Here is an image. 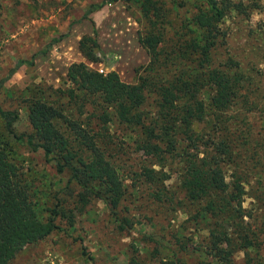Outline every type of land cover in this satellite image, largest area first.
Returning a JSON list of instances; mask_svg holds the SVG:
<instances>
[{
    "label": "trees",
    "instance_id": "obj_1",
    "mask_svg": "<svg viewBox=\"0 0 264 264\" xmlns=\"http://www.w3.org/2000/svg\"><path fill=\"white\" fill-rule=\"evenodd\" d=\"M127 1L139 10L143 29L138 41L148 55L136 82H124L115 70L101 73L86 62H73L65 72L66 86L24 90L32 128L25 137L14 129L17 113L0 107V264H8L24 246L52 233L59 213V198L55 196L53 206L47 205L17 172L7 135L33 151L42 150L58 173H70L69 182L79 188L78 210L95 195L110 209L121 203L125 186L105 151L104 138L110 134L94 132L92 117L125 127L135 151L146 161L136 177L153 188V199L179 204L186 210V223L198 233L205 232L201 246L210 259L200 258L195 264H264L258 254L264 244V222H257L256 211L244 205L247 196L253 197L250 172L242 160L251 126L242 128L240 116L230 113L248 77L233 59L223 63L213 59L225 37L222 19L242 3ZM102 6L90 4L84 17ZM78 49L87 62L99 61L94 36L84 34ZM25 63L33 61L19 60L17 67ZM10 76L0 80V89ZM70 107L77 108L80 116L85 111L88 115L70 116L66 113ZM168 162L179 167L183 195L179 199L165 185L170 179L165 170ZM239 251L243 259L235 262ZM136 259L131 258L132 263L139 264ZM174 263L185 264L179 256L171 260Z\"/></svg>",
    "mask_w": 264,
    "mask_h": 264
},
{
    "label": "rangeland",
    "instance_id": "obj_2",
    "mask_svg": "<svg viewBox=\"0 0 264 264\" xmlns=\"http://www.w3.org/2000/svg\"><path fill=\"white\" fill-rule=\"evenodd\" d=\"M233 1L242 6L232 8L222 19L225 37L213 51V59L216 63L233 59L248 77L230 113L240 116L242 128L251 126V140L242 149V160L250 172L253 197L247 196L244 205L256 211L257 222H264V0ZM92 3L103 6L84 17ZM139 17L137 6L127 0H0V80L8 74L13 78L2 84L0 107L17 113L15 131L24 137L32 131L24 90L66 86L64 69L80 62L77 42L84 34L94 36L99 45V61L88 63L90 68L115 70L124 82H136L148 61L138 41L143 29ZM62 44L70 52L68 58L59 57ZM19 60H32L33 64L19 66L22 71L18 72ZM66 113L79 119L88 115L85 111L80 116L75 107ZM90 121L94 132L110 134L104 138L105 151L125 186L121 203L110 209L95 195L78 210L79 188L69 182L70 173H58L42 150L33 151L7 135L11 160L23 179L37 190L36 197L51 206L59 198L56 229L37 243L24 246L8 264H135L133 257L139 264H171L178 256L185 264H195L200 258L210 259L201 246L205 232L198 233L186 223V210L179 204L153 199V188L136 177L146 161L135 151L125 127L106 125L96 117ZM2 125L0 119V130ZM178 168L174 162L165 168L170 174L165 185L177 199L183 196ZM258 254L264 257V244ZM242 259L243 253L237 252L235 262Z\"/></svg>",
    "mask_w": 264,
    "mask_h": 264
},
{
    "label": "crops",
    "instance_id": "obj_3",
    "mask_svg": "<svg viewBox=\"0 0 264 264\" xmlns=\"http://www.w3.org/2000/svg\"><path fill=\"white\" fill-rule=\"evenodd\" d=\"M80 39H81V37H80ZM80 39H79V40H80ZM78 42H79V41H78ZM78 42H77V51H78L77 53H78V55L81 56V60H79V61H80V62L82 61V62L90 63V62H87L86 59L81 55V53H80V51H79V49H78ZM22 43H25V40H24V39L22 40ZM60 47H61V48L58 50V52H59V57L63 56L64 58H66V57L68 58L69 53H70L69 50H67V48L64 49V48H63V47H64L63 44H62ZM72 62H73V61H72ZM69 64H70V63H69ZM69 64H68V65H69ZM91 64H93V63H91ZM68 65H67V66H68ZM64 70H65V72H66L67 67H66ZM17 71H18V72L22 71V70H21V67H19V68L17 69ZM65 72H64L63 74H65ZM12 79H13V78H10V79H8V81L11 82V81H13ZM6 82H7V81H6ZM4 85H5V84H4Z\"/></svg>",
    "mask_w": 264,
    "mask_h": 264
},
{
    "label": "built area",
    "instance_id": "obj_4",
    "mask_svg": "<svg viewBox=\"0 0 264 264\" xmlns=\"http://www.w3.org/2000/svg\"><path fill=\"white\" fill-rule=\"evenodd\" d=\"M99 72H101V73H105V72H103L104 70L102 69V68H98L97 69Z\"/></svg>",
    "mask_w": 264,
    "mask_h": 264
},
{
    "label": "clouds",
    "instance_id": "obj_5",
    "mask_svg": "<svg viewBox=\"0 0 264 264\" xmlns=\"http://www.w3.org/2000/svg\"><path fill=\"white\" fill-rule=\"evenodd\" d=\"M256 19H258V17H255Z\"/></svg>",
    "mask_w": 264,
    "mask_h": 264
}]
</instances>
